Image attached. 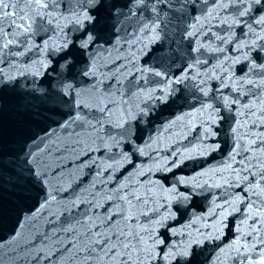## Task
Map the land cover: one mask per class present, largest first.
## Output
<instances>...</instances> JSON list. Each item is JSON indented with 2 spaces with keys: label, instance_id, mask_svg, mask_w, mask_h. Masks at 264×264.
I'll list each match as a JSON object with an SVG mask.
<instances>
[{
  "label": "snow or ice",
  "instance_id": "1",
  "mask_svg": "<svg viewBox=\"0 0 264 264\" xmlns=\"http://www.w3.org/2000/svg\"><path fill=\"white\" fill-rule=\"evenodd\" d=\"M2 2H3V0H0V3H2ZM36 3L41 4V0H36ZM89 19H90V17H89ZM262 19H264V18H262ZM9 43H12V41H9ZM68 87H70V85ZM125 247H127V245H125ZM261 264H264V261H262Z\"/></svg>",
  "mask_w": 264,
  "mask_h": 264
}]
</instances>
